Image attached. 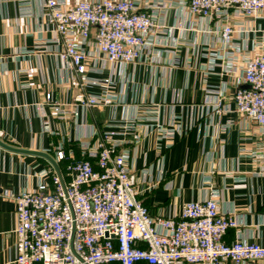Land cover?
Returning a JSON list of instances; mask_svg holds the SVG:
<instances>
[{
  "label": "built area",
  "instance_id": "2783aa9c",
  "mask_svg": "<svg viewBox=\"0 0 264 264\" xmlns=\"http://www.w3.org/2000/svg\"><path fill=\"white\" fill-rule=\"evenodd\" d=\"M31 1L19 0L22 16L33 14ZM174 3L187 9L191 29L213 35L202 53L211 58L206 76L219 60L221 75H238L232 104L226 103L221 90L207 88L216 95V112L233 107L264 134V0H80L72 5L67 0H41V14L54 25L56 42L62 45L57 51L59 61L72 71L73 83L81 86L101 82L88 76L98 70L88 66L91 39L96 57L112 63L142 61L145 49L153 53L152 60L170 53L158 45L168 43L161 37L170 31L164 14ZM203 21L207 26L201 25ZM189 43L194 46L196 41ZM115 98L90 93L78 100L94 107L111 104ZM56 110L67 118L66 110ZM107 126L110 129L95 131L93 140L81 144V158L62 144L55 155L47 151L59 171L51 164L36 188L13 194L15 264H253L264 260L262 244L241 237L225 240L237 221L232 212L220 208L221 193L212 183L203 198L184 203L180 214H151L139 185L140 177L153 173L154 164L142 168L140 176L131 166L130 150L121 146L128 135L134 143L155 131L159 140L175 138L177 129L160 122L158 108L136 107L132 117ZM262 148L251 152L257 160L264 159ZM61 161H66L64 168ZM259 173H264V165ZM160 181L161 177L156 183Z\"/></svg>",
  "mask_w": 264,
  "mask_h": 264
},
{
  "label": "crops",
  "instance_id": "0c3cea01",
  "mask_svg": "<svg viewBox=\"0 0 264 264\" xmlns=\"http://www.w3.org/2000/svg\"><path fill=\"white\" fill-rule=\"evenodd\" d=\"M78 1L67 0V4ZM18 4L19 0H0V139L20 149L50 150L52 155L62 144L81 158V144L93 140L95 131L110 129V121L132 117L136 107H156L160 122L177 129L175 138L159 140L155 131L139 143L128 135L121 146L130 150L131 166L140 176L142 168L154 164L153 173L140 177L139 185L151 214H180L184 203L203 198L212 183L221 193L220 208L232 212L237 221L225 240L241 237L264 246V173H259L264 159L257 160L251 153L262 146L264 154V134L233 107L224 113L214 109L216 95L207 88L221 90L226 103L232 104L238 75H221L219 60L206 76L211 58L202 53L213 35L191 29L186 8L174 3L165 11L170 31L161 37L168 43L158 47L171 52L161 53L158 60H152L148 49L137 63L98 59L91 39L88 66L98 70L88 76L101 82L77 86L72 71L57 57L62 45L56 42L54 25L41 14V0L31 1L30 16H22ZM191 41L196 44L191 46ZM90 93L116 98L108 105L87 107L78 97ZM56 107L66 110L67 118H61ZM60 164L64 168L66 161ZM51 166L44 156L0 146V264H15L17 255L13 194L36 188L41 174ZM253 264H264V260Z\"/></svg>",
  "mask_w": 264,
  "mask_h": 264
},
{
  "label": "water",
  "instance_id": "95a60500",
  "mask_svg": "<svg viewBox=\"0 0 264 264\" xmlns=\"http://www.w3.org/2000/svg\"><path fill=\"white\" fill-rule=\"evenodd\" d=\"M0 146L6 148V149H10L13 151H17V152H22V153H35L41 156H44L46 159H48L50 161V163L54 166V168L59 171V165L58 163L55 161L54 157L52 155H50L47 152H43V151H30V150H25V149H20L17 147H13L9 144H7L6 142H4L2 139H0Z\"/></svg>",
  "mask_w": 264,
  "mask_h": 264
}]
</instances>
